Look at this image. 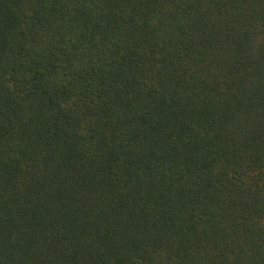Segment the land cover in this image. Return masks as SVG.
Listing matches in <instances>:
<instances>
[{"label": "trees", "instance_id": "obj_1", "mask_svg": "<svg viewBox=\"0 0 264 264\" xmlns=\"http://www.w3.org/2000/svg\"><path fill=\"white\" fill-rule=\"evenodd\" d=\"M0 264H264V0H0Z\"/></svg>", "mask_w": 264, "mask_h": 264}]
</instances>
